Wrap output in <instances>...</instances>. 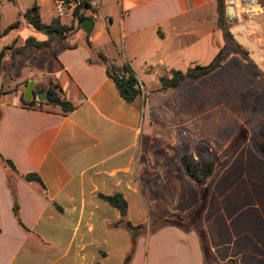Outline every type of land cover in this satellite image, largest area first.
Instances as JSON below:
<instances>
[{"label": "crops", "instance_id": "0c3cea01", "mask_svg": "<svg viewBox=\"0 0 264 264\" xmlns=\"http://www.w3.org/2000/svg\"><path fill=\"white\" fill-rule=\"evenodd\" d=\"M102 1L103 19L98 13L89 34L84 20L75 32L85 36L81 43L67 40L52 62L48 51L27 52L48 59L40 66L49 68L47 84L31 80L35 89L54 79L76 105L73 113L26 107L25 91H4L0 77V156L20 174H37L45 186L13 180L26 232L0 164V264H124L129 234L112 227L120 213L99 196L121 193L135 226H149L157 203L190 213L200 195L181 156L205 142L219 158L243 131L247 139L213 177L202 227L217 262L264 264V124L256 119L264 95V77L256 73V67L264 72V7L259 0H226L234 42L221 47L219 39L227 40L218 27L217 0ZM39 12L45 25L58 19L56 13L44 19L42 6ZM24 27L7 35H15L13 43L33 38L18 35ZM2 40L0 51L7 47ZM221 49L229 55L218 69L161 89L162 79L209 65ZM100 54L131 68L142 90L134 103L123 99ZM130 264H205L201 239L193 229L164 227L138 240Z\"/></svg>", "mask_w": 264, "mask_h": 264}, {"label": "trees", "instance_id": "16d2710c", "mask_svg": "<svg viewBox=\"0 0 264 264\" xmlns=\"http://www.w3.org/2000/svg\"><path fill=\"white\" fill-rule=\"evenodd\" d=\"M13 3L12 0H9ZM259 3L264 7V0H259ZM217 15L218 27L223 31L227 42H234L230 34V23L226 16V0H217ZM22 20H21V19ZM85 20L84 16L77 12L70 23L55 19L49 25H45L40 16L39 6L34 4L32 8L28 9L24 14H18V19L11 24L4 32H1V15H0V37L7 36L13 31L20 29L23 25L29 26L33 29L41 31L47 29L51 32H56L50 37L46 36L43 41L36 38H28L24 42L15 41L11 46H7L0 51V77L5 76L7 69L6 63L11 62V66L17 64V57L23 56L30 50H45L49 53V61L56 59L57 52L66 47V41L79 29L80 23ZM91 47V43L87 42ZM235 51L241 54L246 59L248 52L241 46L234 43ZM229 51L221 49L215 59L207 66H196L190 68L185 73L174 72L171 79L161 80V89L169 90L177 88L183 81H195L203 78L218 69L224 63ZM99 58L107 70V75L114 81L123 99L132 104L142 94L140 84L133 75L131 68L128 65L116 67L109 63V60L102 54ZM92 61L90 60V63ZM255 67V66H254ZM256 73L264 77V72H261L256 67ZM29 80L25 82L27 87ZM40 94H46L47 100L45 102H38L37 97ZM22 103L29 108H37V103L48 108H58L62 116H68L76 110V105L66 100L63 96V91L60 85L54 80L50 79L45 87H36L34 96L30 101H26L22 95ZM241 140L238 139L220 158L214 160L209 157L210 148L202 142L197 145L194 154L184 153L181 156L180 162L184 168L187 178L195 185L199 191L200 202L199 205L190 213H171L162 204L157 203L152 206L150 211V224L147 228L143 225L135 226L129 220V204L121 193H114L110 196L100 195L99 197L112 207L117 209L120 213V219L112 224L114 229L123 228L127 231L131 241V256L127 257L125 264H130L132 255H134L137 243L140 238L151 236L160 229L167 226H175L184 231L191 229L195 230L202 243L205 264H221L217 262L211 251L207 236L202 227V216L206 208L210 185L213 177L219 170L226 167L231 157L238 149ZM0 164L5 169L9 177V187L14 196L13 213L21 229L26 232H31L23 223L20 215V206L16 196V189L13 180L21 179L28 184H38L45 190V186L41 178L37 174H20L12 161L4 159L0 156ZM225 264H239L236 259H231Z\"/></svg>", "mask_w": 264, "mask_h": 264}, {"label": "rangeland", "instance_id": "374dc122", "mask_svg": "<svg viewBox=\"0 0 264 264\" xmlns=\"http://www.w3.org/2000/svg\"><path fill=\"white\" fill-rule=\"evenodd\" d=\"M12 1L13 3L10 2L9 0H0V15H1L2 29H6L11 24H13L18 19V14L25 13L28 9L32 8L34 4H37L38 6H42L43 11H44L43 13L44 19H48L51 15L56 13L52 0H12ZM98 1L101 3V8L98 10V13H100V17L103 19L102 11H103L104 3L102 0H98ZM66 22L68 21L66 20ZM107 23H109L108 20H107ZM18 35H20L21 38L33 37L38 40H42L44 39V37H46L43 33L39 31H35L31 27H24L23 30H20L18 32ZM1 38H3L2 40L3 45L10 46L13 44L15 35H9L5 37L3 36ZM84 39H85V36L77 32L68 39L67 43L68 44L81 43ZM218 43L221 47H227L229 44L228 42L226 43L224 42L223 37L219 39ZM43 64L45 65L48 64L47 57L40 56L36 53H27L26 55L19 57V63L16 64L15 66H11V62L8 61L6 63L7 69L5 71L6 74H5V82H4L3 90L8 91V90H14L16 88V89H21L24 92L26 90L25 82L28 80L31 81L35 79L41 80L44 84H47L45 83V81L46 80L48 81V78H49L47 75L49 68L40 67L41 65L44 66ZM11 77H13V79H11ZM9 84L12 85V88L10 89L8 88ZM262 87L263 86L261 85V89ZM262 90L264 92V89ZM256 119L260 125L264 124V95L258 105ZM247 134L248 133L245 131L241 133L239 137L241 142L239 143H244L245 139H247ZM209 157L214 160L218 159V158H215L217 157V152L215 151V149L213 150L212 153L211 151L209 152ZM149 218H150V214H149ZM149 224H150V221H149ZM148 227L149 226H147V228ZM128 256H131V247H130V253ZM126 260L127 258L125 259V261ZM125 261H124V264H125Z\"/></svg>", "mask_w": 264, "mask_h": 264}, {"label": "built area", "instance_id": "2783aa9c", "mask_svg": "<svg viewBox=\"0 0 264 264\" xmlns=\"http://www.w3.org/2000/svg\"><path fill=\"white\" fill-rule=\"evenodd\" d=\"M59 20L73 19L75 14L94 20L97 18L101 3L98 0H52ZM141 87V85H140Z\"/></svg>", "mask_w": 264, "mask_h": 264}, {"label": "water", "instance_id": "95a60500", "mask_svg": "<svg viewBox=\"0 0 264 264\" xmlns=\"http://www.w3.org/2000/svg\"><path fill=\"white\" fill-rule=\"evenodd\" d=\"M228 2H231L232 0H227ZM228 13H232L233 12V7L229 6L228 7ZM93 27V20L86 18L82 23H81V28L83 29V31L86 34H89L91 31V28ZM35 31H38L37 29H34ZM41 33H43L45 36L50 37L52 35H55L56 32H51L47 29H43L41 31H39ZM34 90H35V82L34 81H30L29 84L27 85V88L25 90L24 93V98L26 101H30L33 96H34ZM37 100L39 102H45L47 100L46 94H40L37 97Z\"/></svg>", "mask_w": 264, "mask_h": 264}]
</instances>
